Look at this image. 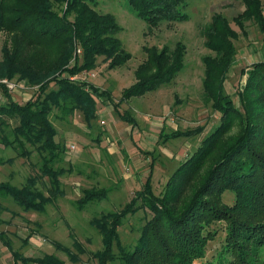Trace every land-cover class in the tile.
Wrapping results in <instances>:
<instances>
[{"label": "trees", "instance_id": "16d2710c", "mask_svg": "<svg viewBox=\"0 0 264 264\" xmlns=\"http://www.w3.org/2000/svg\"><path fill=\"white\" fill-rule=\"evenodd\" d=\"M240 1L244 11L233 22L245 38L249 36L244 27L248 22L257 25L264 37L262 0ZM128 2L150 28L189 19L185 13L189 0ZM96 8V0H0V35L10 37L3 46L0 78L37 89L21 104L0 84L7 98V103L0 104V149L2 145L12 147L19 158H27V146L36 147L43 161L42 174L52 190L46 197L33 178L21 188L1 182L0 197L11 198L25 212H44L64 194L61 177L67 170L59 164L67 152L56 140L54 111L60 112L62 120L79 111L90 123L102 104L113 103L105 90L72 78L95 69L99 58H104L110 70L132 59L118 38L122 27L116 18ZM203 34L211 52L203 58V90L219 112L220 123L175 170L160 195L154 193L151 170L125 209L93 220L103 241L102 249L93 254L98 264H264V57L242 71L247 82L236 92L238 107L225 85L236 62L235 43L241 36L221 13L212 16ZM144 52L147 58L136 70L137 81L123 91L124 101L170 84L185 66L187 48L182 42L174 48L144 47ZM114 110L119 112L117 105ZM120 115L123 119L128 116ZM130 118L129 122L136 123ZM10 120L17 123L11 134L6 133ZM203 130H176L170 137L189 138ZM233 131L236 134L229 137ZM11 160L0 157V167ZM226 192L234 194L232 205L223 200ZM106 196L104 189L84 190L78 208ZM141 210L152 216L141 228L134 247L127 249L120 243L119 228L129 215ZM0 238L4 240L3 233ZM215 241L220 250L210 260L208 252ZM74 247L78 253H85L79 243ZM67 251L73 262L80 255ZM12 253L23 264H66L55 256L31 260Z\"/></svg>", "mask_w": 264, "mask_h": 264}, {"label": "rangeland", "instance_id": "374dc122", "mask_svg": "<svg viewBox=\"0 0 264 264\" xmlns=\"http://www.w3.org/2000/svg\"><path fill=\"white\" fill-rule=\"evenodd\" d=\"M96 2L98 12L112 14L122 27L118 38L132 59L126 65L110 70L104 58H99L95 69L75 76L111 94L113 103L102 104L97 118L90 123L79 111L64 120L58 110L54 111L52 121L58 131L56 140L67 152L59 164L67 170L61 177L64 194L47 205L44 212H25L11 198L0 197L3 207L0 210V233L4 237V240L0 238V264H23L16 261L12 252L31 260L49 255L66 264H98L93 254L102 249L103 241L93 220L125 209L132 202L135 192L142 189L151 170L154 193H162L175 170L220 123L219 112L211 101H207L203 90V58L211 54L205 46L203 32L215 13L223 14L241 36L235 43L238 52L236 62L225 85L226 92L232 94L238 107L236 92L247 82V75H242V71L264 57V37L258 26L246 23L244 27L249 30V36L245 38L233 22L244 11L240 0H189L185 11L188 20L162 22L157 28H150L139 18L128 0ZM262 3L264 7V0ZM0 36L1 63L4 43L10 41V37L8 39L5 33ZM178 42L186 46L187 54L185 66L177 77L152 93L124 101L123 91L137 81L136 70L147 58L144 47L174 48ZM78 55L82 57L83 53L79 51ZM71 63L74 64L75 59ZM2 80L8 79L0 78ZM12 82L21 88L14 94L21 104L28 102L37 90L16 80ZM0 93L5 95L1 88ZM116 105L120 113L114 110ZM125 113L136 123L129 122L131 118L128 116L123 119L120 114ZM7 122H10V127H6V133L11 134L17 123L14 120ZM198 127H204L202 134L189 138L170 137L176 130L187 131ZM235 134L233 131L229 137ZM27 150L29 157L19 158L12 147L5 149L1 146L0 157L6 162L12 160L0 167V183L11 182L21 188L33 178L36 188L49 197L52 190L42 174L43 161L36 147L28 145ZM92 188L106 190L107 196L78 208L77 201L83 197V191ZM223 200L232 205L234 194L226 192ZM151 216L149 211L141 210L126 218L119 228L123 247H134L141 228ZM216 242L209 249L210 260L220 250ZM76 243L82 247L84 254L75 249ZM66 249L80 254L74 262L66 254ZM115 251L119 253L116 247Z\"/></svg>", "mask_w": 264, "mask_h": 264}, {"label": "built area", "instance_id": "2783aa9c", "mask_svg": "<svg viewBox=\"0 0 264 264\" xmlns=\"http://www.w3.org/2000/svg\"><path fill=\"white\" fill-rule=\"evenodd\" d=\"M72 80L73 81H76V80L86 81V80H83V79L77 78V77H73ZM0 84L4 85L7 88L8 92L13 95V99L15 101H17L16 100V97L14 96V94L19 89H21L20 86L18 84H13L12 81H8V80H2V81H0ZM2 103L3 104L4 103H7V98L5 97V95H3L2 93H0V104H2Z\"/></svg>", "mask_w": 264, "mask_h": 264}]
</instances>
